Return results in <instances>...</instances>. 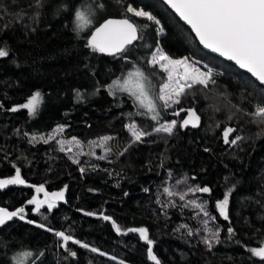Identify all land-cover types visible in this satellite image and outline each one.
<instances>
[{
	"label": "trees",
	"instance_id": "1",
	"mask_svg": "<svg viewBox=\"0 0 264 264\" xmlns=\"http://www.w3.org/2000/svg\"><path fill=\"white\" fill-rule=\"evenodd\" d=\"M40 2L42 7L37 0H0V47L9 51L7 57H0V179L12 177L19 168L25 180L24 184L0 189V206L25 209L24 220L14 217L0 227V264H15L13 257L22 250L43 252L37 264H154L148 259L147 242L140 239L139 233L127 231L139 227L149 230L153 252L161 264H264V259L248 251L262 246L264 241V124L248 115L254 112L255 105L264 104V86L203 51L190 31L159 0ZM86 4L92 8L103 5L102 19L84 32L74 31L75 10ZM129 4L151 12L164 31L159 35L155 24L142 29L141 38L128 46L127 60L87 47L92 30L99 24L125 15L131 17L126 13ZM37 11L39 16L32 19ZM21 15L23 19H19ZM134 19L144 22L143 18ZM157 47L174 59L199 61L238 83V98L245 107L195 86L179 105L162 111L159 123L176 119L178 125L167 136L158 160L151 161L154 169L144 173L101 166L90 158L76 167L62 169L61 150L55 140L27 141L26 135L46 132L55 125L65 126L62 136H73L82 142L115 136L134 120L157 125L150 116L136 114L138 109L127 93L113 96L103 87L135 65L153 74L151 79L158 90L165 74L147 63ZM215 82L223 84L222 78ZM77 90L82 99L77 97ZM36 91L42 93L43 100L35 115L27 109L10 111ZM179 108H194L200 116L199 126L179 127L183 112L173 115ZM226 127L236 129L230 140L236 135L244 139L235 145L225 144ZM81 168L85 171L81 172ZM185 175L189 178L187 184L212 189L210 194L186 197L198 202L206 200L207 210L216 217L207 225L220 229L219 242H213L211 248L202 239L209 234L203 230V213L192 207L182 208L184 201L178 196L163 193L164 187L175 185ZM88 176H99V182L81 187ZM40 185L49 194L64 192V199L57 200L54 209L48 211L46 205L41 208L43 215L27 203L34 196L45 199L44 192H36ZM185 187L176 185L174 190L183 191ZM229 189V219L225 220L216 201L223 199ZM169 200L176 206H165ZM103 216L112 220L106 221ZM112 221L121 232L115 230ZM41 223L46 227L40 228ZM229 227L234 234L228 233ZM47 228L66 231L100 251L92 252L69 242L68 247L77 253L72 257L61 247L62 239ZM188 229L192 235H188Z\"/></svg>",
	"mask_w": 264,
	"mask_h": 264
},
{
	"label": "snow or ice",
	"instance_id": "2",
	"mask_svg": "<svg viewBox=\"0 0 264 264\" xmlns=\"http://www.w3.org/2000/svg\"><path fill=\"white\" fill-rule=\"evenodd\" d=\"M170 7L179 15V17L190 25L192 31L195 32L201 44L205 48L211 49L213 52L219 53L221 56L227 57L231 61H235L240 68L246 69L257 81L264 85V0H165ZM37 5L42 7L40 0H37ZM103 7V5H99ZM126 13L131 14V17L125 15L122 19H107L95 31L91 33L87 41V47L93 51L100 53H107L110 56H119L121 59L127 60L128 46L132 45L133 41L141 38L142 29L149 28L152 24L160 25V21L151 12L145 11L143 7L136 8L131 4L126 6ZM92 15V7L84 5L77 8L74 13V31L81 32L88 25L92 23L90 16ZM39 16L37 11L32 19ZM134 18H143V23H137ZM23 19V15L19 17ZM7 26V25H6ZM159 32H163L162 27H158ZM9 51L5 47H0V57H7ZM154 68L165 74L162 78L163 82L157 86L152 82V73L146 74L139 66H133V69L128 71L126 75H122L113 80L110 84L103 86L109 90V94L116 96L118 93H127L132 99L134 105L138 109L137 115L150 116L152 121L158 122L159 126L152 129L151 132L137 126L135 123L126 125L132 137L131 143L143 142L145 137L153 135V133H166L172 135L178 125V121L173 119L164 123H159L161 120L162 111H167L174 105H179L181 99L189 94L195 86H203L207 89L209 84H215L213 70L206 65V71H202L196 65L199 61L184 57L181 59H174L169 56L162 48L157 47L156 51L152 53L150 60L147 62ZM99 91V89H97ZM77 97L83 98L81 93L77 90ZM43 95L40 91L34 92L27 98L26 102L15 106L10 111H17L19 109H27L30 115H35L41 102ZM3 107V105H0ZM143 109L144 111H139ZM182 112H186L187 116L181 122L179 127L185 128L191 125L197 127L200 124V116L194 108H179L173 115L179 116ZM130 117L131 113L128 114ZM252 116L255 122L264 124V104L255 105V110L248 113ZM232 119V117H229ZM64 125H58L55 132H63ZM219 127V124L217 125ZM236 131L233 127H226L223 131V139L225 144H237L238 141L244 137L236 135L233 139H229L231 133ZM33 140L37 137L33 136ZM44 139V137H40ZM54 135H49L44 142L54 140ZM112 137L104 136L98 138L96 141H90V145L95 147H103L105 152H110L111 149L107 146V142ZM75 142L78 146L81 142L77 141L75 137L69 143ZM61 144V151H64L63 141ZM207 151V149H206ZM94 155V152H90ZM105 156H100L99 159H105ZM78 162V161H74ZM81 172L85 169L81 168ZM172 173H169L171 179ZM188 177L185 175L182 179L175 181V185L164 187L163 193L168 197L178 196L180 201H184L182 208L192 207L199 209V213H203L206 219L202 220L205 226L204 231L209 233L202 237L203 242L211 248L213 242H219L220 229L217 226L215 230L207 227L209 220H215L207 210V201L198 202L197 199H187L189 194H210L212 189L208 186L189 185L187 184ZM194 179V177L192 178ZM25 180L21 178V170L15 169V174L6 179H0V189H4L9 185L24 184ZM186 185L183 191H176L175 186ZM147 191V189H145ZM36 192H44L45 199L40 200L35 196L28 200L29 205H34L33 211L41 213V208L46 205L48 211L54 209L57 200L64 199V192H54L49 194L45 191L44 185L36 187ZM232 189H229L223 196V199L216 201V208L220 216L225 220L229 219L228 206L229 197ZM159 202V200H158ZM165 206L175 207V201L169 200ZM24 207L17 208L15 211H9L7 208L0 207V225H5L6 221L13 220L14 217H19L20 220L25 219ZM199 213L197 215H199ZM43 215V213H41ZM87 215H94V213H87ZM102 215V214H101ZM104 220H112L109 216H103ZM47 219V217H45ZM28 223H36L28 220ZM113 227L119 233L121 228L112 221ZM40 228H45L46 225L38 224ZM181 227L187 228L186 225ZM47 231L54 232V234L62 239L61 247H63L70 256L75 257L77 253L72 251L68 244L72 242L80 245L83 248H90L87 243H83L76 239L72 234L66 231H55L52 228H47ZM128 232L139 233L141 240L147 242L148 259L154 264H161L160 259L154 254L152 245L154 241L149 238V230L146 227L129 228ZM199 231V229L197 230ZM235 230L228 228L230 235L234 234ZM188 235H192V230L188 229ZM2 244V242H0ZM260 247L249 248L248 251L256 257L264 259V241H261ZM92 252H99L97 248H90ZM44 253H33L31 250H22L14 255L13 260L15 264H37V261L43 257ZM115 259V257H113ZM42 264V261H41Z\"/></svg>",
	"mask_w": 264,
	"mask_h": 264
},
{
	"label": "rangeland",
	"instance_id": "3",
	"mask_svg": "<svg viewBox=\"0 0 264 264\" xmlns=\"http://www.w3.org/2000/svg\"><path fill=\"white\" fill-rule=\"evenodd\" d=\"M102 16H103V10L100 7L92 8V15L90 16L92 23L88 25L81 32H84L95 26L102 19ZM158 27L159 26H157V32L160 35L162 32L158 31ZM156 49L157 48H155L152 51V53L156 51ZM152 53L150 54L148 60H150ZM192 60L194 59L189 58L190 62ZM204 66L205 65L200 62L196 65V67H199L202 71H206V68ZM213 74H214V79L222 78L223 84H217L215 82L214 85L209 84L207 89L222 95L223 97L227 98L230 102L236 104L240 108L245 107V104L238 98V92L240 87L239 84L231 81L230 79L223 77L220 73H217L214 70H213ZM173 107H175V105ZM186 116L187 113L183 112L180 122L184 118H186ZM132 123H135L140 128L149 132H151L153 128L159 126V124L151 125L148 122H142L138 120H134L129 124ZM57 126L58 125H55L53 128H51L46 132H42L35 135L33 134L26 135V139L31 143H35L37 141H44V139H47L49 135H54L55 136L54 140L57 143L60 150H61V144L59 142L63 141L64 142L63 147L65 150L61 151L60 167L62 169L76 167L83 159L90 158L96 160L101 166L110 165L120 168L137 169L139 172L144 173L145 171L147 172L154 169L151 166V161L158 160L161 148L168 136V134L166 133H159V134L153 133V135L145 137L143 142L131 143L132 137L130 135V131L125 126L122 132H120L115 136H111L112 139L107 142V146L111 149V151L105 152L103 147H95L94 145L89 144L90 141H96L98 140V138H93L85 142H82L76 138L77 141L81 142L79 146L75 142L69 143L70 141H72L73 136H62V132L59 133L55 132ZM33 136L37 137V139L33 140L32 139ZM41 136L44 137V139H40ZM90 152H94L95 154L90 155L89 154ZM100 156H105L106 158L101 160L99 159ZM74 161H78V162H74ZM99 179H100L99 176L85 177L84 182L81 184V187H83V185L85 184H90L92 182H96V181L99 182Z\"/></svg>",
	"mask_w": 264,
	"mask_h": 264
},
{
	"label": "water",
	"instance_id": "4",
	"mask_svg": "<svg viewBox=\"0 0 264 264\" xmlns=\"http://www.w3.org/2000/svg\"><path fill=\"white\" fill-rule=\"evenodd\" d=\"M159 1H161L167 8H168V10L178 19V21L180 22V23H182L189 31H190V33L192 34V36L194 37V39H195V41L197 42V44L199 45V47L203 50V51H205V52H207V53H209V54H211V55H213V56H215V57H217V58H219V59H221V60H223V61H225V62H228V63H230L231 65H233L235 68H237L238 70H240V71H242V72H244V73H246L255 83H257V84H259V85H261V86H264V85H262L259 81H257L246 69H242V68H240L239 67V65H237L236 63H235V61H231V60H229L227 57H224V56H221L219 53H216V52H213L211 49H208V48H205L204 47V45L203 44H201L200 43V41H199V39H198V37L196 36V34H195V32L194 31H192V29H191V27H190V25H187V23L185 22V21H183L180 17H179V15L170 7V5H168L166 2H165V0H159ZM103 23V22H102ZM101 23V24H102ZM100 26V24L97 26V27H99ZM96 27V28H97ZM95 31V28L92 30V32H94ZM91 32V33H92ZM90 36H91V34H90ZM90 36H89V38H90ZM0 207H4V206H0ZM4 208H6V207H4ZM8 209V208H7ZM17 208H15V209H8L9 211H15ZM7 222V221H6ZM2 225H0V227H1Z\"/></svg>",
	"mask_w": 264,
	"mask_h": 264
}]
</instances>
